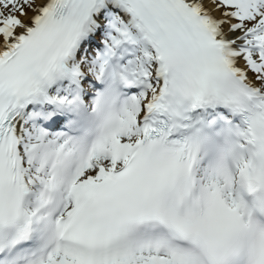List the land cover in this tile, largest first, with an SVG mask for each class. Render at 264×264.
Returning <instances> with one entry per match:
<instances>
[{"label":"snow or ice","instance_id":"obj_1","mask_svg":"<svg viewBox=\"0 0 264 264\" xmlns=\"http://www.w3.org/2000/svg\"><path fill=\"white\" fill-rule=\"evenodd\" d=\"M0 264H264V0H0Z\"/></svg>","mask_w":264,"mask_h":264}]
</instances>
